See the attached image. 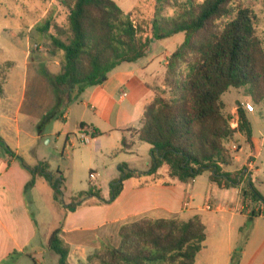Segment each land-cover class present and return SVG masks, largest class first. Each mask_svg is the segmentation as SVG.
Returning <instances> with one entry per match:
<instances>
[{"label": "trees", "instance_id": "1", "mask_svg": "<svg viewBox=\"0 0 264 264\" xmlns=\"http://www.w3.org/2000/svg\"><path fill=\"white\" fill-rule=\"evenodd\" d=\"M155 1L150 35L115 0H60L69 11L68 27L48 20L43 27L46 32L51 25L56 30L48 34V52L59 62L60 69L49 75L69 102L76 101L88 88L104 83L122 63L147 57L153 39L184 33V41L166 60L163 86L155 88L154 99L145 107L141 119L138 140L151 145L149 173H156L166 164L170 177L181 183L209 173L211 182L218 187H237L242 182L240 173L223 170L233 160L226 140L242 133L252 145L253 128L240 103L238 126L230 125V117L223 113L222 95L230 88H247L256 104L264 101V49L254 12L259 0ZM168 8L174 9L173 15L164 13ZM87 127L91 126L80 125L81 130ZM92 127V138L102 135ZM0 144L30 172L25 190L35 186L38 175L44 176L54 190L55 200L67 213L75 212L90 196L103 204L114 202L124 181L135 175L124 164L120 166V178L110 184L109 199L90 184L88 190L70 196L66 202L65 178L60 169L53 174L43 161L32 167L13 152L2 136ZM242 195L245 201L258 205L257 210L249 212L250 216H264V196L251 180ZM61 227L50 235L49 248L59 257L58 264H68L70 247L59 235ZM119 236L118 246L104 245L88 257L87 264H195L207 238L206 226L198 217L142 218L123 225ZM20 254L14 251L8 259ZM231 262L240 263L234 258Z\"/></svg>", "mask_w": 264, "mask_h": 264}, {"label": "crops", "instance_id": "2", "mask_svg": "<svg viewBox=\"0 0 264 264\" xmlns=\"http://www.w3.org/2000/svg\"><path fill=\"white\" fill-rule=\"evenodd\" d=\"M53 3L54 0L50 1V4L46 6L44 15L52 8ZM53 8L56 9V6H53ZM44 32L45 34L50 33V31ZM12 34V39L8 41L9 47H3L0 43V81L2 82L1 86L3 89V94L0 96V136L3 137L13 152L21 157L23 156L19 150L23 146H26L27 150L33 153L31 154L30 161L23 157L30 166H36L40 161H43L49 164V170L52 171L51 164L36 151L45 135L42 131L39 133L35 131L39 122L33 123V119L35 118L36 121H40L41 116H45L46 113L41 112L34 115L30 111L29 81L32 79L31 72L33 71L34 64L42 65L41 68L47 69L46 72L48 74H55L60 69L59 62L48 57L39 56L37 58V56H31L30 58L29 35H26L25 48L21 50L22 58L18 59L14 57L12 53L18 49L19 42L15 39L17 32L13 31ZM1 38L2 36L0 35ZM164 63L165 60L163 61ZM163 67L166 69V65H163ZM146 68L147 66L138 71L140 73L129 69L117 71L116 69L118 68H116L108 75L104 83L88 88L78 100L69 102L65 96V102L57 109L50 121L51 126L53 125L50 135L55 136L56 140L64 138V149L67 148L68 144H71L72 149L69 150V153L72 155L71 151H73L74 144L72 143L73 137L71 134L75 133L68 130L64 131V127L59 125L58 121H68L73 107H84L81 110L78 121V132L81 135L82 132H85L89 140L97 141L100 136L92 138L91 134L93 131L92 126L97 129L98 127L91 121L93 119L88 121L86 115L88 107L91 106V108L98 110L96 115L99 118L109 119L111 123L109 132L121 135L122 140V145L116 149L119 151V154L115 156L116 158L120 156L121 159L116 161L117 159L115 158L114 162L118 175L112 177L110 184L120 178V166L126 164L130 170L129 165L125 161L142 157L141 150L137 146L135 147L137 145L135 141L136 139L138 140V131L141 126L144 109L153 101L155 96V71L152 74H148ZM160 71L166 72V70ZM40 76L43 77V75ZM38 79L39 77L36 78V81H40V84H43V80ZM41 86L43 87V85ZM128 88L132 92L127 91ZM123 93H126L127 96L123 97ZM129 97L131 98V104L123 106V103ZM107 99L109 100V105L113 106V110L110 112L106 109ZM93 102L98 104L100 108L98 109ZM96 115H94V120H97ZM55 123L58 125H55ZM82 123L88 124L91 127L81 130L80 125ZM46 134L48 133L46 132ZM239 134L242 133H236L234 138H237ZM80 139L83 142L81 137ZM252 140L254 141L253 137ZM123 141L126 142V145H124ZM149 154H151V145ZM114 165L112 167H115ZM151 168L152 155L150 165L146 169L139 172L135 170V175L124 181L123 190L114 202L103 204L98 198L90 196L86 198L75 212L67 213L64 206L55 200L54 190L44 176L38 175L35 186L26 191L25 186L31 179L30 172L23 168L14 157L0 150V264L8 259L14 251L25 253L28 246L37 236L38 226H35L34 218L28 211L29 197L32 198L34 203L37 201L41 202L42 198L46 199L50 208L56 214L54 225L47 232L46 239L41 242L42 247L34 248L33 253L30 254L33 256L36 253L43 255L45 253H54L49 248V238L54 230L62 226L59 235L70 247L68 264H84L87 262L88 257L102 246L108 244L110 241L112 243L119 241L120 228L127 223L142 218H179L188 220L190 218L184 219L183 216H187L188 214L189 216H197L208 206V204L205 207L204 205H196L195 197L197 196L210 200L213 205H217L218 210L216 212L218 213L229 212L231 210L236 213L238 210L231 208L233 204L237 200H239V204H243L244 198L241 192L242 178L241 185L223 189L211 182L208 173L209 185L204 189L199 188L200 191H196L194 187V183L198 178L188 182L192 183V186L188 188L182 186L184 183L181 184L180 181L172 177L161 183L149 180L134 184L133 181L136 176H159V171L165 168V164L153 174L149 173ZM166 169L165 173L168 172L169 174V168ZM223 170L231 173L238 171H230L227 166H223ZM245 178L248 179V171L243 180ZM96 179V176L94 180L91 179V184L100 190V194L104 199H109L110 188L107 194L104 193L99 183L96 182ZM220 190L225 192L221 193L219 192ZM203 192L205 194L204 197L202 195ZM62 220L63 222H61ZM33 259L36 260L35 258Z\"/></svg>", "mask_w": 264, "mask_h": 264}, {"label": "rangeland", "instance_id": "3", "mask_svg": "<svg viewBox=\"0 0 264 264\" xmlns=\"http://www.w3.org/2000/svg\"><path fill=\"white\" fill-rule=\"evenodd\" d=\"M50 1L53 0H0V35L2 36L0 43L3 47H9L8 41L12 39L13 31H16L17 35L15 39L18 40L19 47L16 51H13L12 54L14 57L18 59L22 58L21 50L25 48L27 41L25 38L27 37L26 35H29L30 58L31 56H37V58L39 56L52 58L48 52L50 44L48 34H53L56 30L51 25L49 27L50 33L45 34L43 27L48 20L51 24L58 23L60 26L67 28L69 11L61 5L60 0H54L53 6H56V9L52 6L48 13L44 15L46 6L50 4ZM115 1L126 14H132V19L141 25L146 33H150L151 21L156 6L155 0ZM199 1L202 2L204 0ZM254 12L257 17V34L261 39L264 49V0H259L258 4L254 7ZM164 13L173 15L174 9L168 8ZM41 16H43L42 19ZM66 37L64 36L63 38L65 39ZM184 39V33H179L162 40L153 39L152 48L146 58L138 62H124L116 70L129 69L140 73L138 71L147 66L146 72L148 74H152L155 71L154 88L163 86L165 72H161L160 70H166L163 65H166L168 56L182 44ZM164 60L165 63L163 64ZM41 66L38 64L33 65V71L31 72L32 79L29 81L31 98L30 111L34 115L40 114L41 112L46 113L45 116H41L40 121H36L35 118L33 119V123L39 122L35 131L38 133L42 131L45 135L36 149L37 153L51 164V172L53 174H56L58 169L63 173L66 179V188H64V200L66 202H68L70 196L89 188L91 184V172L97 177L96 182L99 183L104 193L107 194L112 177L118 175L114 162L115 156L119 154V151L116 149L122 145L121 135L110 133L111 123L109 119L99 118L96 115L98 110L89 106L86 113L88 121L93 119L91 121L104 134L97 141L91 139L88 142H82L80 139L81 133L78 132V121L81 110L84 107L75 106L72 109L68 121H58V124L64 127V131L68 130L75 133L71 134L74 147L73 151H71L72 155H70L69 150L72 149L71 144H68L67 148L64 149V138L56 140L55 136L50 135L53 128L50 121L57 109L65 102V92L62 88L55 85L51 75L46 72L47 69H43ZM41 69L43 70L41 71ZM40 75H43V77ZM37 77H39L38 80H43V84H40V81H36ZM1 83L0 81V86ZM127 91L132 92L130 88ZM222 101L224 102L223 113L230 117V125L232 127L239 120L238 104L240 103L244 109L247 103L254 104L253 112L246 111L252 124V137L254 141L252 140V145L247 142L245 134H239L237 138L233 137L232 139L226 140V145L230 149L233 157L232 164L227 167L230 171L238 170L233 173L234 175L240 173L243 181L241 186L242 190L247 186V182L251 180L254 188L264 196V101L261 104H256L247 88H230L222 95ZM108 102L109 100L107 99L106 109L110 112L113 110V106L111 107ZM93 104L98 109L100 108L95 102ZM130 104L131 98L129 97L123 103V106ZM94 115L97 116V120H94ZM58 124L55 123V125ZM135 142L137 144L135 147L137 146L141 150L142 157L130 159L125 162L129 165L130 170H137L136 172H139L150 165V145L137 139ZM234 144L235 146L233 147ZM0 150L4 151L1 144ZM19 151L26 160L30 161L31 154L33 153L29 152L26 146H23ZM116 159V161H119L121 157L119 156ZM113 165L115 167H112ZM166 168L169 167L165 164V168L160 169L159 176H136L133 182L134 184H139L140 182L150 180L161 183L169 180L170 176L168 172L165 173ZM247 171L248 179L245 178L243 180ZM197 178V181L194 183L196 191H200L199 188L204 189L209 185L208 173H204ZM182 186L188 188L192 186V183H184ZM219 192L223 193L225 191L220 190ZM202 195L203 197L205 196L204 192ZM40 201L34 203L31 197L28 199V211L34 218L35 226H38L36 238L28 246L25 253L10 257V259H6L1 264H35V261L43 264L58 263V256L55 253H45L44 255L36 253L33 256L30 254L33 253L34 248L42 247L41 242L46 239L47 232L54 225V217L56 221V214H54L53 209L50 208L46 199L42 198ZM195 204L200 206L204 205V207L208 204L206 209L201 211L197 216H189V214L183 216L184 219L198 217L206 226L207 238L204 242L203 249L197 255L195 264H232V258L235 261H239V264H264V216L252 217L247 213L252 209L257 210V204L250 200L245 201L244 199L243 204H239V200H237L231 207L238 210L236 213L233 210L218 213L216 212L218 210L217 205H213L210 200L202 199L200 196L195 197ZM119 244L120 237L119 241L113 243L110 241L106 245L118 246ZM87 263L88 260L84 264Z\"/></svg>", "mask_w": 264, "mask_h": 264}, {"label": "built area", "instance_id": "4", "mask_svg": "<svg viewBox=\"0 0 264 264\" xmlns=\"http://www.w3.org/2000/svg\"><path fill=\"white\" fill-rule=\"evenodd\" d=\"M127 96L126 93H123V97ZM245 109L248 111V112H253L254 111V104H251V103H247L245 105ZM238 126V121L233 125V127H237ZM81 138L84 142H88L89 141V138H88V135L85 133V132H82V135H81ZM91 179L94 180L95 179V175L91 172ZM210 208V207H208Z\"/></svg>", "mask_w": 264, "mask_h": 264}]
</instances>
